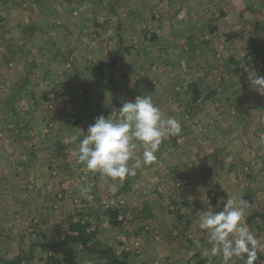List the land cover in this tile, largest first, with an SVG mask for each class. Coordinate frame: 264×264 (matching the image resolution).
Listing matches in <instances>:
<instances>
[{"label":"rangeland","instance_id":"1","mask_svg":"<svg viewBox=\"0 0 264 264\" xmlns=\"http://www.w3.org/2000/svg\"><path fill=\"white\" fill-rule=\"evenodd\" d=\"M255 75L264 76V0H0V174L9 177L0 255L13 239L2 264L20 254L29 264H113L101 249L127 264L160 252L157 264H170L168 245L179 241L186 264H222L203 257L195 231L197 211L222 209L227 195L251 204L246 224L258 242L255 264H264V95L251 85ZM148 94L182 132L127 177L131 203L151 207L127 211L144 239L111 241L83 209L96 205L80 186L93 187L97 173L72 152L97 117ZM81 217L94 233L89 249L65 241Z\"/></svg>","mask_w":264,"mask_h":264},{"label":"clouds","instance_id":"2","mask_svg":"<svg viewBox=\"0 0 264 264\" xmlns=\"http://www.w3.org/2000/svg\"><path fill=\"white\" fill-rule=\"evenodd\" d=\"M251 85L264 95V76L255 75ZM181 132L180 121L166 116L154 103L152 94L140 95L124 103L111 116L97 117L87 133L82 132L83 138L72 155L88 172L123 182L128 176H135L138 169L156 162L162 143ZM77 139L73 136L68 142ZM138 149L142 150L139 155ZM108 190L115 193L118 189L112 183ZM91 192L90 185L80 186L83 198L91 200ZM222 204V209L208 204L197 211L198 227L207 234L211 255L219 256L222 264H230L234 258L243 260L244 264H255L258 242L246 224V210L251 204L236 195H227Z\"/></svg>","mask_w":264,"mask_h":264},{"label":"crops","instance_id":"3","mask_svg":"<svg viewBox=\"0 0 264 264\" xmlns=\"http://www.w3.org/2000/svg\"><path fill=\"white\" fill-rule=\"evenodd\" d=\"M0 164H2L1 161H0ZM7 165L8 164H6L4 166V168ZM16 172L20 173V169H18V171H16ZM4 173H5V171H4ZM4 173L0 174V190L2 189L3 192H7L8 191L7 190L8 189L7 183L9 182V177L6 174H4ZM27 173L30 174V170H28ZM193 173L194 172L190 173V175L193 174ZM105 179H107V180H105ZM131 180H133V179H131ZM131 180L127 179L125 182H122L123 185L120 187V189H118L115 193H113V195L111 197V200H110V197H104L106 199H102L103 194H105L104 190H106V189L108 190L110 184L117 183V182H120V181L113 182V181H111L110 178L102 176L100 173L97 172L96 180H95V182L93 184L92 192L90 193V195L92 196V200L94 201V205H96V206L93 209L91 207V205H90L91 202H89V204L87 202H85L87 205L85 204L83 206V209L85 210V212H87V215L89 213H91V215L96 214L95 215V217H96L95 220L96 221H101L98 225H95V226H97V230L101 231L100 232L101 235L106 233L107 238L110 239L111 241L118 240L120 242H124L123 240H125V238H127V239H129L131 241L134 240V239H138V240L139 239H144V237L142 235V233H144L143 228H141L139 231L137 229H135V231H132L130 229L129 224L131 223L133 218L132 217H130V218L128 217L129 212L127 213V211H132L133 210L134 212H137L138 214H140L141 211L146 210L150 206V204L149 205H147V204L143 205L141 202H139L138 204H142V205L137 207V206L134 205V203H131L130 198H129V196H133V194L131 195L133 187L129 186V182ZM125 183H127V185ZM3 192H1V193H3ZM134 194H135L134 197H136V195H137V197H140V198L144 197V194L138 193V191H134ZM97 197L99 199H102L101 202H99L98 204H97ZM210 201L213 202V200H210ZM149 208L151 209V207H149ZM55 212L56 213H58V212L61 213L62 212L61 205L57 204ZM125 214H126V216H125ZM127 218H129V219H127ZM113 220H115V221H113ZM124 220H126V221H125V225L122 228H124L123 233L125 234V236L121 235V234H119L117 232V227L119 225L120 226L123 225ZM71 222H75V221H71ZM75 223H80V227L82 225L85 227V232L86 233H89V235H90V233H92V236L94 235V233L92 231H88L89 229L87 227H88L89 224L85 223V221L82 219V217L77 219V221ZM95 226H93V227H95ZM166 226H168L167 219H166ZM71 229L72 228L70 227V232L71 233H69V235L76 234V232H73ZM126 230H128V231H126ZM167 230L170 231L169 227H167L166 233H167ZM189 231H194V230H192L191 227H190L187 231H185V233H189ZM195 232L198 233V235L196 236V239L198 241V244H197L198 245V250L201 251V254H203V257H206V256L213 257L212 255H209L207 253V252L210 251L212 246H211V244L208 243L206 232H204L201 229L199 231H195ZM145 237H146V235H145ZM5 238L7 239L8 237L6 236ZM90 240H91V238H90ZM192 240H193V238L191 237L190 234H188L187 237L184 238V245L188 246L187 244H185V242H187L190 246H192L191 245L192 244ZM65 241L76 243V244L78 243L79 245H82L84 247V245L81 242H79V241H71V240H65ZM103 241H104V239H103ZM88 242H87V246H88ZM12 243H13V239L11 240L9 248L12 247V245H11ZM4 244L7 246V242H4ZM122 245H123V243H122ZM103 246H111V244L110 243L109 244L108 243H106V244L103 243ZM182 246H183V244L181 243V241H179V243H174L173 242V245H168V247L172 251V253L170 255L171 257L168 260L170 264H180V260H182V255H183V253H182L183 249L181 248ZM111 247L117 248L116 245H112ZM9 248H6V250L3 252V254L0 255V264H2V262L4 260H6V259L1 258V257L2 256L3 257H7L9 252H12L11 248L10 249ZM22 248L23 247L21 246L20 250L18 252L22 253L23 252V251H21ZM125 252H126L125 254H129V251H125ZM161 256L162 255L160 254V252H155L154 257H149L150 259H146L147 263H149V264L161 263V259H162ZM216 257H219V256H216ZM31 258L32 257H24L23 255L20 254L18 257H16V260L12 261L11 264H29L30 261H31ZM121 258L122 257H119L120 260H121ZM141 258H143V257H141ZM98 260H102V259L99 258ZM83 264H86V263L84 262ZM181 264H186V263L182 260ZM230 264H244V261L241 260V259H238V258H234L230 262Z\"/></svg>","mask_w":264,"mask_h":264},{"label":"trees","instance_id":"4","mask_svg":"<svg viewBox=\"0 0 264 264\" xmlns=\"http://www.w3.org/2000/svg\"><path fill=\"white\" fill-rule=\"evenodd\" d=\"M71 228V230L73 232H76V234L67 235L65 237V240L79 241L84 245L85 248H91L87 246V242L90 240L92 233H90V235L89 233H86L85 227L83 225L80 227V223H73L71 225ZM99 253V256H101V258L111 260L113 264H127L123 259L120 260L119 257L114 254H111L110 250L108 249H101Z\"/></svg>","mask_w":264,"mask_h":264}]
</instances>
